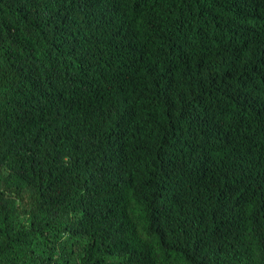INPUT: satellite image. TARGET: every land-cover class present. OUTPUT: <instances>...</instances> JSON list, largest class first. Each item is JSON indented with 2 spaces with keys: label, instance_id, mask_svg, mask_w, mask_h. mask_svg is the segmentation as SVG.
Wrapping results in <instances>:
<instances>
[{
  "label": "trees",
  "instance_id": "1",
  "mask_svg": "<svg viewBox=\"0 0 264 264\" xmlns=\"http://www.w3.org/2000/svg\"><path fill=\"white\" fill-rule=\"evenodd\" d=\"M0 264H264V0H0Z\"/></svg>",
  "mask_w": 264,
  "mask_h": 264
}]
</instances>
